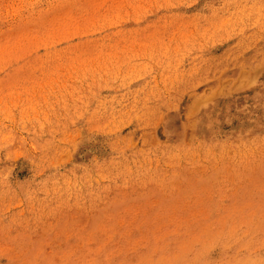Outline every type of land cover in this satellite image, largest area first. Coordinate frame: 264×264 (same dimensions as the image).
I'll use <instances>...</instances> for the list:
<instances>
[{
	"label": "rangeland",
	"instance_id": "1",
	"mask_svg": "<svg viewBox=\"0 0 264 264\" xmlns=\"http://www.w3.org/2000/svg\"><path fill=\"white\" fill-rule=\"evenodd\" d=\"M0 264H264V0H0Z\"/></svg>",
	"mask_w": 264,
	"mask_h": 264
}]
</instances>
